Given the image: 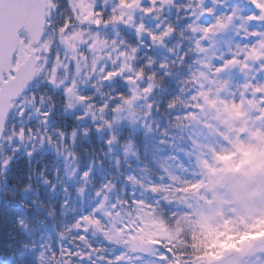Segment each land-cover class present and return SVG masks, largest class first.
Wrapping results in <instances>:
<instances>
[{"label": "trees", "instance_id": "trees-1", "mask_svg": "<svg viewBox=\"0 0 264 264\" xmlns=\"http://www.w3.org/2000/svg\"><path fill=\"white\" fill-rule=\"evenodd\" d=\"M138 1L114 0L116 8L99 6L97 17L103 24L112 23L122 9H136ZM201 2L205 0H173L161 10L154 0L140 3L139 11L156 17L146 27H159L158 44L148 39L141 42L135 32L122 29V42H114L106 34L108 42L122 52L127 48L136 52L130 64L144 88L151 89L153 122L158 127L142 131L120 127L102 135L98 125L78 127L75 116L65 115L61 93L55 95L39 80L25 95L24 99L34 95L36 107L52 100L45 112L51 110L53 119L59 121V127L53 128L65 127L70 133L80 130L81 135L86 132L73 147L67 144L84 183L72 185L52 153L33 157L23 153L7 165L0 163V264H204L199 257L209 247L205 246L207 237L201 234L203 227L197 218L187 221L182 206L201 187L203 165L210 171L208 159L220 150L218 138L216 143L210 142L212 129L208 131L203 124L198 127L201 119L190 113L191 127H180L186 131L183 137L172 127L176 112L184 114L188 100L197 93L210 105L208 112L214 107L211 102L216 103L217 111H225L228 120L229 111L220 102L225 84L232 80L226 81L223 69L217 68L222 64L213 55L211 41L202 44L207 31L199 24ZM52 4L55 10L52 18L47 17L48 34L54 26L63 30L76 21L69 0H52ZM218 38L212 36L218 44H227V37L219 34ZM50 61L51 70L54 53ZM82 92L96 109L108 108L110 117L131 97L128 85L120 79L105 80L103 86L93 79L90 89ZM10 125L11 118L0 146V160L5 158ZM26 129L28 132L30 127ZM111 136L119 147L132 146L136 157L125 161L121 153H114ZM113 154L121 158L119 163ZM196 210H189L190 214L201 213ZM86 219L92 223L90 227L84 225ZM176 230L175 242L171 237ZM138 238L142 244L154 239L159 251L141 248L135 243Z\"/></svg>", "mask_w": 264, "mask_h": 264}, {"label": "rangeland", "instance_id": "rangeland-1", "mask_svg": "<svg viewBox=\"0 0 264 264\" xmlns=\"http://www.w3.org/2000/svg\"><path fill=\"white\" fill-rule=\"evenodd\" d=\"M143 1L148 0H139L136 9H122L112 23L103 24L96 10L99 6L116 8L114 0H69L75 23L68 24L63 30L54 26L49 34L46 30L38 48V80L50 87L55 95L61 93L64 103L60 105L66 116H75L78 127L98 125L102 135L105 131L112 134L120 127L134 131L158 127L153 122L151 89L144 88V81L130 64L136 52L128 48L122 52L115 43L108 42L106 35L111 34L114 42H122L119 36V29H122L135 32L141 42L148 39L158 44L159 27L155 30H147L146 27V23H154L156 17L139 11V4ZM154 2L161 10L171 5L173 0ZM201 3L203 14L199 24L205 25L207 31L202 44L211 41L215 48L213 55H217L222 64L217 68L223 69L226 81H232L225 84L224 99L219 101L223 110L229 111L227 121L226 112L217 111L216 103L211 102L214 107L207 111L206 107L210 108V105L207 106L200 93L188 100L184 114L176 112L177 116H174L172 127L180 130L181 137L186 131L180 127H191L189 113L199 117L202 122L198 127L203 124L208 131L212 129L213 132L208 134L209 140L216 143L218 138L220 148L211 160L208 159L210 171L203 165L201 187L191 199L184 201L182 210L186 209L188 222L193 221L192 217L197 218L203 227L201 234L207 237L205 246H209L199 257L204 264H264V59H261L264 57V22L261 21L264 0H205ZM53 6L52 0H48L47 17L52 18ZM221 26L224 27L220 31ZM212 34L215 38L219 34L227 37V44L223 45L221 41L218 44L212 39ZM30 51L28 37L22 33L14 65L23 62ZM53 53L56 62L50 70ZM93 79L102 82V86L105 80L112 83L120 79L131 91L130 100L121 102L110 117L108 108L96 109L82 95V90L90 89ZM49 101L52 100H45L36 107L34 95H31L15 106L11 134L3 153L5 158L0 163L7 165L23 153L29 157L35 153L39 156L52 153L51 158L72 185L79 181L84 183L67 144L73 147L81 136L86 137V132L81 135L80 130L70 133L65 127L53 128L59 127L60 123L53 119L51 110L45 112ZM27 127H30L28 132ZM110 138L114 153H121L125 161L136 157L132 146L119 147L114 138ZM113 157L115 162H120V157L115 154ZM194 208L201 213L190 214ZM83 223L88 227L92 225L87 219ZM178 233V230L174 231L171 237L175 242ZM228 233L231 236L226 237ZM153 240L142 244L138 238L135 243L156 253L159 249ZM154 264L161 263L154 261Z\"/></svg>", "mask_w": 264, "mask_h": 264}, {"label": "water", "instance_id": "water-1", "mask_svg": "<svg viewBox=\"0 0 264 264\" xmlns=\"http://www.w3.org/2000/svg\"><path fill=\"white\" fill-rule=\"evenodd\" d=\"M47 13L48 0H0V146L15 104L38 80V48L46 36ZM261 21L264 22V14ZM22 33L27 35L31 51L15 66Z\"/></svg>", "mask_w": 264, "mask_h": 264}, {"label": "snow or ice", "instance_id": "snow-or-ice-1", "mask_svg": "<svg viewBox=\"0 0 264 264\" xmlns=\"http://www.w3.org/2000/svg\"><path fill=\"white\" fill-rule=\"evenodd\" d=\"M262 258H264V257H262Z\"/></svg>", "mask_w": 264, "mask_h": 264}]
</instances>
